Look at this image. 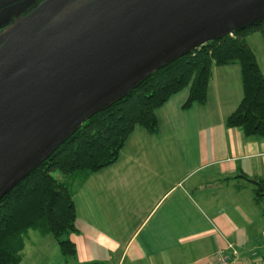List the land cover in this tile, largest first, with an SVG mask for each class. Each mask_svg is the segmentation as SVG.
Listing matches in <instances>:
<instances>
[{"label": "crops", "instance_id": "0c3cea01", "mask_svg": "<svg viewBox=\"0 0 264 264\" xmlns=\"http://www.w3.org/2000/svg\"><path fill=\"white\" fill-rule=\"evenodd\" d=\"M254 35L264 74V42L254 47ZM189 93L157 109V134L137 126L118 161L81 185L70 235L77 258L63 264H215L230 246L238 264H264V203L244 178L264 180V139L226 125L243 99L240 66L213 68L205 105L185 110ZM55 245L29 236L21 264L59 255Z\"/></svg>", "mask_w": 264, "mask_h": 264}, {"label": "water", "instance_id": "95a60500", "mask_svg": "<svg viewBox=\"0 0 264 264\" xmlns=\"http://www.w3.org/2000/svg\"><path fill=\"white\" fill-rule=\"evenodd\" d=\"M36 1L0 0V201L148 77L264 21V0Z\"/></svg>", "mask_w": 264, "mask_h": 264}, {"label": "trees", "instance_id": "16d2710c", "mask_svg": "<svg viewBox=\"0 0 264 264\" xmlns=\"http://www.w3.org/2000/svg\"><path fill=\"white\" fill-rule=\"evenodd\" d=\"M264 42V21L212 41L157 71L126 97L95 114L47 161L0 201V264H21L31 232L52 235L62 256L77 258L70 235L77 232L75 195L84 181L116 163L137 126L158 133L156 111L184 89L183 108L205 105L214 67L239 65L243 99L226 125L247 138L264 139V74L249 38ZM61 174V178L54 174ZM254 186L255 201L264 203V180L244 177Z\"/></svg>", "mask_w": 264, "mask_h": 264}, {"label": "rangeland", "instance_id": "374dc122", "mask_svg": "<svg viewBox=\"0 0 264 264\" xmlns=\"http://www.w3.org/2000/svg\"><path fill=\"white\" fill-rule=\"evenodd\" d=\"M253 39H254V42H252V45H254V47H256V48H258L256 45H255V40H262L261 39V36L258 34V33H255V35L253 36ZM263 42V41H262ZM264 44V43H263ZM264 46V45H263ZM54 176L55 177H58V179H60L61 178V174H59V173H55L54 174ZM30 238L31 239H34V237L35 236H39L38 235V233H35V232H31L30 233ZM44 238V237H43ZM46 238H50L51 240H55L54 239V237L52 236V235H49V236H46ZM33 242V241H32ZM32 242H30V243H32ZM57 248H58V246L57 245H55ZM47 256V255H46ZM43 257V258H41V260L38 262V263H36V264H46L45 262L47 261H49L50 259H51V264H63V260H64V258H63V256H62V254L61 253H59V255L57 254V255H54V256H52V254H50L49 256H47V257ZM68 261H72V259H68ZM48 264V263H47Z\"/></svg>", "mask_w": 264, "mask_h": 264}, {"label": "built area", "instance_id": "2783aa9c", "mask_svg": "<svg viewBox=\"0 0 264 264\" xmlns=\"http://www.w3.org/2000/svg\"><path fill=\"white\" fill-rule=\"evenodd\" d=\"M230 252L226 249L218 250L214 255V263L215 264H238V251L230 246Z\"/></svg>", "mask_w": 264, "mask_h": 264}, {"label": "flooded vegetation", "instance_id": "af4514ba", "mask_svg": "<svg viewBox=\"0 0 264 264\" xmlns=\"http://www.w3.org/2000/svg\"><path fill=\"white\" fill-rule=\"evenodd\" d=\"M39 2H40V0H37V1H36V5H37ZM32 8H34V6H33Z\"/></svg>", "mask_w": 264, "mask_h": 264}]
</instances>
